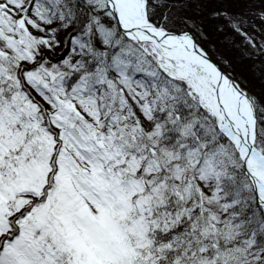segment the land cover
Masks as SVG:
<instances>
[{
	"label": "snow or ice",
	"instance_id": "6c2138e0",
	"mask_svg": "<svg viewBox=\"0 0 264 264\" xmlns=\"http://www.w3.org/2000/svg\"><path fill=\"white\" fill-rule=\"evenodd\" d=\"M249 19L0 0V264H264V94L225 55L264 56Z\"/></svg>",
	"mask_w": 264,
	"mask_h": 264
},
{
	"label": "trees",
	"instance_id": "16d2710c",
	"mask_svg": "<svg viewBox=\"0 0 264 264\" xmlns=\"http://www.w3.org/2000/svg\"><path fill=\"white\" fill-rule=\"evenodd\" d=\"M211 7H226L232 12L245 11L250 17L254 14L253 12L248 11V7L245 4L235 2L210 5L209 9ZM193 11H195V9H193ZM217 23H221V21L208 20L207 30L213 37V43L216 44L218 49L223 51L225 43L223 37L227 36V42L231 43L234 34H231L230 32L217 34L215 32V25ZM247 23L248 25L255 28L257 42H260L261 35L264 33L261 32L262 26L260 25L259 21L257 20L254 22L253 20L249 19ZM252 27L249 28V31H252ZM234 39L237 47H232L231 50L225 52V55H227L233 61V68L235 69L236 73L245 79L249 87L257 94H264V79L261 78V72L259 71L262 64H264V56L256 53L251 58H249V54L252 52V50L245 45L241 37L235 36Z\"/></svg>",
	"mask_w": 264,
	"mask_h": 264
}]
</instances>
